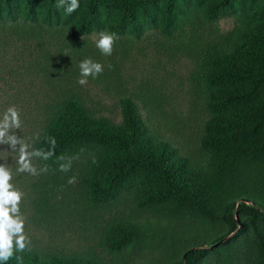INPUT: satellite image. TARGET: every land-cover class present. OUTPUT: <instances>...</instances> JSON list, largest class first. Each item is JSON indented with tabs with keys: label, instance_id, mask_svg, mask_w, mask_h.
Listing matches in <instances>:
<instances>
[{
	"label": "trees",
	"instance_id": "1",
	"mask_svg": "<svg viewBox=\"0 0 264 264\" xmlns=\"http://www.w3.org/2000/svg\"><path fill=\"white\" fill-rule=\"evenodd\" d=\"M204 1V20L230 13L225 0ZM58 3L0 0V24H59L66 36L77 37L100 30L107 18L106 31L118 37L139 41L147 38V30L158 33L173 52L193 60L191 89L205 113L196 146L181 153L151 134L128 95L119 97L120 118L114 122L90 114L73 95L11 105L15 95L5 92L0 121L11 106L20 119V127L10 128L8 135L30 152L51 151L48 159L34 156L47 173L70 165L87 205H108L130 194L134 206L147 211L143 221L111 222L100 238L106 252L135 249L145 226L178 221L175 256L147 264H264V17L236 26L220 44L195 47L188 40L195 9L189 0H79L70 15ZM195 243L199 248L188 251ZM0 264L108 263L88 251L30 246L18 251L13 245V256Z\"/></svg>",
	"mask_w": 264,
	"mask_h": 264
},
{
	"label": "rangeland",
	"instance_id": "2",
	"mask_svg": "<svg viewBox=\"0 0 264 264\" xmlns=\"http://www.w3.org/2000/svg\"><path fill=\"white\" fill-rule=\"evenodd\" d=\"M225 1L231 5L229 14L204 20L205 1L189 0V8L195 7L190 13L192 21L188 22L194 31L188 38L192 46L220 44L236 26L264 17V0ZM107 22L103 18L100 30L77 37L66 36L59 24L50 28L40 23L0 24V94L15 95L11 105H39L60 94L73 95L80 98L90 114L106 116L114 122L120 118L119 97L128 95L139 106L151 134L166 139L181 153L193 151L205 113L191 89L192 58L173 52L171 44L148 30L147 38L139 41L118 37L112 54L102 55L96 41L98 33L106 31ZM14 26L17 28L10 29ZM17 32L20 37L14 36ZM85 58L102 64L103 72L96 78L87 77V83L81 85L79 65ZM19 159L20 146L0 144V165L12 177L10 191L21 193L18 214L24 222L23 233L30 241L27 247L40 251H88L108 264L162 263L175 256V231L180 222L168 224L163 220L157 226H145L139 247L106 252L100 243L104 229L121 219L143 221L147 211L135 207L130 194L108 205H87L73 169L43 172L32 156L30 163L38 173L33 175L19 171ZM15 240L13 237V245ZM197 244L193 247L199 248Z\"/></svg>",
	"mask_w": 264,
	"mask_h": 264
},
{
	"label": "clouds",
	"instance_id": "3",
	"mask_svg": "<svg viewBox=\"0 0 264 264\" xmlns=\"http://www.w3.org/2000/svg\"><path fill=\"white\" fill-rule=\"evenodd\" d=\"M58 8L63 7L66 14H72L79 7V0H59L56 5ZM99 39L96 41V47L100 50L102 55L109 56L112 54L113 45L115 44L118 36L115 33H108L101 31L98 33ZM81 79L78 83L84 85L87 83V77L92 76L96 78L102 74L103 66L99 62L93 61L91 58H85L80 62ZM12 127H20L19 111L15 106L9 107L0 121V143H8L11 147L15 148L17 144L20 145V159L19 171H27L33 175H37V170L30 163L32 156L42 157L48 159L52 152H42L34 150L29 152L28 145L17 139L15 135H8V130ZM7 137V139H6ZM53 147L55 140L51 141ZM70 165H61V171H67ZM41 171H47L45 167ZM11 173L3 166L0 165V262H6L13 256V237H16L15 245L18 251H23L30 243L26 235L23 233L24 222L19 213V202L21 200V193L11 190L12 185L9 184ZM73 180L70 179L69 183ZM12 213L13 215H10ZM17 259H21L17 257Z\"/></svg>",
	"mask_w": 264,
	"mask_h": 264
},
{
	"label": "water",
	"instance_id": "4",
	"mask_svg": "<svg viewBox=\"0 0 264 264\" xmlns=\"http://www.w3.org/2000/svg\"><path fill=\"white\" fill-rule=\"evenodd\" d=\"M223 239H224V237H223L222 239H220L218 242H221ZM194 249H196V248L191 247L190 249H188V251H192V250H194Z\"/></svg>",
	"mask_w": 264,
	"mask_h": 264
}]
</instances>
